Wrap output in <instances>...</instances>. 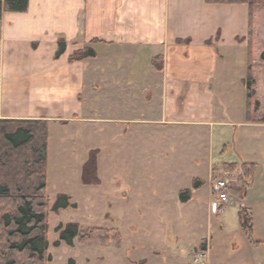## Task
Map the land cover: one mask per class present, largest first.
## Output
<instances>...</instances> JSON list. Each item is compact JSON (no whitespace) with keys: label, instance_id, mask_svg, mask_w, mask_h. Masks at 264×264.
I'll use <instances>...</instances> for the list:
<instances>
[{"label":"crops","instance_id":"crops-1","mask_svg":"<svg viewBox=\"0 0 264 264\" xmlns=\"http://www.w3.org/2000/svg\"><path fill=\"white\" fill-rule=\"evenodd\" d=\"M247 34L245 5L215 6L204 0H28L25 13H3L0 20V120L93 124L97 133L123 122L151 120L169 127L178 138L183 127H191L187 134L196 139L194 146L199 148V137H206V149L215 126L224 123L214 111L216 94L228 85L227 58L244 54ZM59 40L66 48L55 59ZM96 40L100 43H92ZM178 40L189 43L177 44ZM87 47L95 58L69 62ZM155 58L160 70L152 64ZM102 98L129 117L104 119L111 123L97 130L96 124L105 123L88 111ZM150 111H157L158 118L130 117ZM244 113L246 125L264 123L258 113H250V121ZM121 133L126 134V128ZM234 190L230 192L235 197ZM238 199L252 230L254 217L264 219V197L250 201L242 194ZM223 208L210 193L208 210ZM205 241V249L199 250ZM245 247L253 253L259 246L243 241L231 258H212V240L202 237L189 252L187 264L200 252L202 264H247L239 254Z\"/></svg>","mask_w":264,"mask_h":264},{"label":"rangeland","instance_id":"rangeland-1","mask_svg":"<svg viewBox=\"0 0 264 264\" xmlns=\"http://www.w3.org/2000/svg\"><path fill=\"white\" fill-rule=\"evenodd\" d=\"M257 8L250 56L256 98H252L249 112L256 115L261 106L256 117L263 122L264 62L260 54L264 51V5ZM227 59L228 85L216 94L214 111L215 118L224 123L215 126L206 149V137H199V148L194 146L196 139L187 134L191 127H183L185 132L178 138L169 127H158L151 120L147 124L119 123L100 133L93 124L47 125L46 238L52 257L49 264H187L189 252L202 237L212 240V258H231L237 244L253 241L259 246L253 253L245 247L239 254L246 257L247 264H264V219L254 217L253 229L244 234L238 222L239 199L230 191L228 205L219 212L208 210L210 185L216 178H224L235 190L244 182L249 184L244 194L250 201L264 197V123L245 124L243 80L249 62L247 48L239 58ZM257 102L260 105L255 109ZM115 106L104 98L90 105L88 113L105 123L101 127L96 124L97 130L111 123L104 119L129 117ZM130 115L158 118L157 111ZM125 128L126 134L122 135ZM92 152H97L99 184L85 185L81 181L82 167ZM243 165L253 166L250 183L243 177ZM193 180L198 186L202 183L201 187L193 190ZM185 190L191 192V197L194 195L181 203L177 194ZM59 195L69 197L74 207L53 212ZM68 224H76L80 230L103 229L110 231V236L116 233L117 242L110 240L102 246L97 238L86 244L75 239L72 247L64 243L54 246L58 241L56 229ZM202 248L199 245V250Z\"/></svg>","mask_w":264,"mask_h":264},{"label":"trees","instance_id":"trees-1","mask_svg":"<svg viewBox=\"0 0 264 264\" xmlns=\"http://www.w3.org/2000/svg\"><path fill=\"white\" fill-rule=\"evenodd\" d=\"M207 5H245L248 8V34L246 48L248 54L247 77L243 80L246 91V121H249V107L255 96V81L251 75V28L253 21V10L264 5V0H204ZM28 8V0H0V20L3 13H25ZM241 41V40H240ZM100 43L93 41L92 43ZM189 43L177 41V44ZM208 44V42H207ZM65 43L57 42L55 59L65 52ZM95 58L92 48H85L74 53L69 62L82 61ZM155 58L153 66L158 70L161 66L156 65ZM260 60L264 62V51L260 54ZM255 103L254 108L258 109ZM63 123V122H62ZM47 122L22 121V120H0V264H49L52 257L48 252L46 238L47 206L48 199L46 190V150H47ZM96 153L88 155L86 163L82 167L81 181L85 185L99 184L97 180ZM243 177L248 179L254 171L253 166H242ZM193 180L192 189L201 187ZM248 188L246 182L241 188L233 191V195L241 198ZM181 203L191 199V192L185 190L178 194ZM74 207L70 204L69 197L59 195L52 207L53 212L61 209ZM239 227L243 233L251 231V219L247 213L240 209L238 212ZM58 241L54 246L64 243L73 246V241L86 244L97 238L101 245L105 246L109 241H116L118 235L110 236L111 232L103 229L80 230L76 224H68L64 228L59 226ZM117 242V241H116ZM202 249H205L202 243ZM70 264H72L70 262Z\"/></svg>","mask_w":264,"mask_h":264},{"label":"built area","instance_id":"built-area-1","mask_svg":"<svg viewBox=\"0 0 264 264\" xmlns=\"http://www.w3.org/2000/svg\"><path fill=\"white\" fill-rule=\"evenodd\" d=\"M211 195L217 204V207H222L229 204V185L222 178H216L211 184ZM204 255L200 253H195L192 258V264H202L200 260Z\"/></svg>","mask_w":264,"mask_h":264}]
</instances>
